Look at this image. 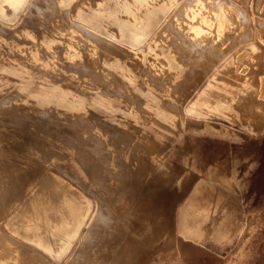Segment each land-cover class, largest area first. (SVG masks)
Here are the masks:
<instances>
[{"label": "rangeland", "instance_id": "obj_1", "mask_svg": "<svg viewBox=\"0 0 264 264\" xmlns=\"http://www.w3.org/2000/svg\"><path fill=\"white\" fill-rule=\"evenodd\" d=\"M17 1L0 0V102L5 103L0 106V264H120L114 244L105 238L106 208L115 215L132 193L137 197L133 204L142 205L143 223L149 217L145 209L158 196L142 199V190L152 186L150 180L163 175L168 190L180 200L198 177L192 166L197 160L220 180L215 193L221 201L211 207L202 236L183 242L162 230L161 237L143 243L134 264H264V130L246 122L250 119L245 114L239 125L249 124V129L226 137L218 136L222 131L213 127V136L207 130L198 133L197 122L177 117V111L200 104L201 94L213 99L205 87L214 89L213 76L227 62L242 54L236 65L249 69L263 54L253 34L210 73L208 68L195 69L190 60L191 52L205 48L209 26L223 36L244 29L229 20L228 10L249 14L255 26L256 0ZM69 24L85 27L112 45L76 32ZM188 41H195L194 51L181 46ZM249 50L257 51L246 62ZM255 67L260 68L255 81L264 82V59ZM235 72L232 77L240 80ZM261 90L264 93V83ZM243 102L245 110L252 109L250 99ZM259 104L264 109V96ZM129 164L140 168L133 181L127 180ZM145 172L147 185L142 184ZM35 188L41 192L36 197L44 195L47 201L31 197L27 202ZM79 191L84 196L89 192L85 197L94 215L104 213L103 219L91 223L99 234L98 263L77 255L64 263L65 258L54 257L40 245H25L28 223L39 225V233L50 230L37 221L38 211L50 213L53 206L52 220L61 221L60 208L68 199L74 202ZM124 209L137 222L134 209L130 214L129 206ZM227 210L232 224L228 233L219 235ZM167 220L173 222V217ZM165 239L168 248L162 244ZM132 243H125L122 256ZM80 252L93 253L90 245Z\"/></svg>", "mask_w": 264, "mask_h": 264}, {"label": "bare ground", "instance_id": "obj_2", "mask_svg": "<svg viewBox=\"0 0 264 264\" xmlns=\"http://www.w3.org/2000/svg\"><path fill=\"white\" fill-rule=\"evenodd\" d=\"M9 1L10 2H8V3H10V4H16L18 2L17 0H9ZM192 2H193V0H188V4H190ZM228 11L230 13L229 14V20L231 22L238 23L239 27L240 26L244 27V29L237 28V29H234L233 32H230V33L226 34L225 36H223V35H221V32H219V33L218 32L217 33L212 32V29L210 26L208 29L206 28L207 29L206 31L208 32L206 34V36H208L210 39L206 42L207 44H206L205 48L199 49L200 51L198 50V53L191 52V55H190V60L192 61L193 67L195 69L198 68V69L203 70V69L208 68L209 73H210L212 70H214L216 68V66L220 60H223L229 54V52L234 50V48L238 45V43L243 42L244 40H251L253 38L254 26H253V24H251L252 23L251 22L252 21L251 16L247 13L236 11L235 8L234 9L232 8ZM237 12L239 15H237ZM69 25L76 32H79V33H82L86 36H89V37L97 40L98 42H104L106 44H111L110 42L106 41L104 38L98 36L96 33L90 31L89 29H86L85 27H82V26L77 25V24H69ZM64 26H65V24H64ZM256 26L258 28L257 29L258 30L257 32L259 35L258 40L260 41V43H262L264 45V43L262 42V38H264V34L260 33L261 31H264V24L259 23V24H256ZM66 27H68V26L66 25ZM57 28H58V25H57ZM59 30H61V29L59 28ZM69 34L71 35V33H69ZM180 36H181V34H180ZM131 37L133 38L134 41H136V37L134 35ZM219 37H221L220 40H219ZM79 38H81V37H79ZM77 39H78V37H77ZM194 43H195V41H188L187 44L184 43V44H181V46L186 47L187 49H189L191 51L192 50L194 51L195 50V48H194L195 44ZM180 55H182V54H180ZM258 58H259V56L255 57V59H258ZM255 59H254L253 65L252 66L250 65L248 70H246V67H242V69H241V67H238L234 61L227 62L226 65L221 69V71H219L218 73H216L213 76V78H215V81L213 83L214 89L208 85L205 87V90L207 92L209 90H210V92H212L211 94L213 96L212 97L213 99L208 101L207 99H205L206 95L201 94L200 95L201 100H199L201 102L200 104L196 105L195 103H192L190 105V107H188V108L185 107L182 113L177 111V117H180V118L183 117L184 119H188V121H190V122H195V123L197 122L196 123V129L199 130V131H197L198 133L204 134V132L206 133V130H207V133L209 135L215 136L214 133L217 132L216 128H219V130H221L222 133H220L218 136H226L227 137L228 134H232V133L236 132L237 130H239L240 128H243V131L250 128L249 124H247L243 127L241 125H239L242 122L243 115L246 114L247 117L250 119L249 121H246V122L249 123L250 121H252L253 125H255L256 123L259 124V127H258L259 131L262 132L261 130H264V128H262L264 125V109L259 104V101H260V98L262 96H264V93L261 90V85L264 82L261 79H258L257 80L258 82L255 81V73H256L255 64L256 63L259 64V60L257 62H255ZM82 63L83 62H81L80 64H82ZM80 66H82V65H80ZM234 69L238 70V72H235V73H237L240 76V80H236V78L232 77V76H234V74H232L233 72L231 73V71H233ZM100 70H102V69H100ZM104 74H105V72H104ZM106 75L108 76V74H106ZM207 75L208 74H204V77H206ZM222 76H224L223 79L221 78ZM216 79H218L219 84L215 83L217 81ZM235 85H236V88L239 87L240 89L234 88L233 86H235ZM203 91L204 90H202V93H203ZM209 97H210V95H209ZM244 99L245 100L250 99V107L252 106L251 110H245L244 105L246 103L243 102ZM3 104H5L3 101L0 102V106ZM95 108L98 111L100 110L98 107H95ZM212 108H213V110H212ZM177 117H175V118H177ZM209 117H214L217 119L211 120V119H208ZM218 118L219 119H225L228 122H230L231 124H235V126L229 125V124L227 126H224L221 122H219ZM213 127H216V128H213ZM130 165L131 164H129L127 166L128 171L130 173V176L127 178V180L129 178H132L131 181H133L135 178H138V176H139L138 171L140 170V168L139 167L133 168ZM192 166H193L194 171L198 175V177L194 181V183L192 184L191 188L187 191L186 194H184V196H182V198L180 200H176L175 196L168 190L169 182L165 183V181H164L165 177L163 175L157 174L156 176H154V179L150 180L152 182V186L146 187V191H144L145 189L142 190V199H144L145 202L147 200L152 201L150 199H155L156 195H158V196L154 201H152L150 203L149 209H147V208L145 209V211L148 212L149 217L146 218L143 223H142V205H140L139 202L136 204H133V202L135 201V199L137 197L132 193L128 196V198H125L124 201L120 204V207L117 209L118 214L115 212V215H114V211L112 212L111 210L106 208L108 224L105 223V225L103 227L105 229H107L109 232L106 233L105 238L107 239V241L110 244H114V251H115L114 254L116 255V261L118 263H120V264H134V262H136V260L138 258V253L142 250V245H144L143 243L149 241V239H151L152 237H156V238L161 237L162 235H160V234H161L162 230H165L164 235H166V236H172L173 235L174 236V237H172L173 240H182V241L183 240H185V241L192 240V241H194L195 239H198L200 236H202L200 234V229L203 225H205L206 221L208 220V216H209V212H210L211 207L213 205L217 206L221 201V197L216 195L217 191L215 193V184L220 180L217 179L218 175L215 172H213L212 169H210L207 165H205L200 160L195 161L192 164ZM214 169H216V168H214ZM147 177H148V174L146 172L144 174H142V184L147 185V183H148ZM47 180H48V177H47ZM132 188L134 189L135 187L132 186ZM136 191H137V188H136ZM120 195H121V192L118 193V197ZM128 199H129V201H128ZM69 200H71V199H69ZM38 201H39V199H38ZM81 202H79V203L81 204ZM86 202H87V200H86ZM118 202L120 203L121 200L118 199ZM83 203H84V199H83ZM74 204H75V202H74ZM11 205H12L11 208H13L14 204L12 203ZM45 205H46V203H45ZM144 205H145V203H144ZM24 206H26V205L24 204ZM127 206H129V214H130L131 207L134 209V215H135V219L137 220V222L133 221V219L127 215V211L124 209V207H127ZM88 207H90V205ZM88 207L87 206L85 207L84 205L81 208L78 207V209H77L78 215H77L76 219L79 223L86 216L85 214L88 211ZM181 207L183 210L180 211ZM44 211L45 210L43 209V210L38 211V212H44ZM180 212H182V213H180ZM44 213L46 215H48L47 211H45ZM152 213L157 214V215L156 216L154 215V217H153ZM45 214H44V216H45ZM120 214L125 217V220H123L121 218ZM172 214H173V216H172ZM179 214L181 215L180 218L178 216ZM131 215H132V213H131ZM230 215H231V212L229 210L225 211L220 224L223 227L226 226V228L221 227L219 229V232H218L219 235H225L226 233H228L229 229L227 227H230V225L232 224V219L230 218ZM95 216L96 215L91 216L90 219H88V223L93 222V220L96 221L95 220L96 218L97 219L100 218V220L103 219L102 216H104V213L101 211L98 214V216H96V217ZM75 217H74V219H75ZM172 217H173V222H170V220H167L168 218H172ZM71 219L73 220V218H71ZM105 219H106V217H105ZM84 220H85V218H84ZM59 222H61V221H59ZM59 222L57 224H59ZM101 222H104V220H102ZM49 223H48V225H49ZM132 224L134 225V228H132V226H131ZM35 227H32V228H35ZM57 227H58V225H57ZM128 228L130 229V233H128ZM141 228L143 229L142 233L139 231ZM81 229H83V228H81ZM84 229L86 230V228H84ZM45 230H47V229H45ZM58 230H59V228H58ZM66 231H65V233H63V232L62 233L67 234L68 232H66ZM60 232H58V235L60 234ZM93 232H94V230H93ZM42 233H44V230L42 231ZM46 233L44 235H46ZM54 233H56V232H53V234ZM128 234H129V236H128ZM64 236L67 237V235H64ZM55 237H56V235H55ZM80 237L82 238V236H80ZM59 238H61V237H59ZM69 238H71V237L69 236ZM27 239H28V237H27ZM44 240H46V239H44ZM130 240H133V243L131 244L129 251L127 250L128 252L124 256H122L121 255L122 247L125 245V243L130 242ZM78 241L79 240H77V242ZM46 242H48V241H46ZM57 242H59V241H57ZM31 243H33V242H31ZM50 244L52 245V243H50ZM162 244H163L164 248H166V247L168 248V246H169V242H167V239H165V241H162ZM176 248H177V246H176ZM50 249H51V247H50ZM74 251H75V248H74ZM175 252L177 253L176 250H175ZM105 259H107V258H100V262H105V261H103Z\"/></svg>", "mask_w": 264, "mask_h": 264}, {"label": "crops", "instance_id": "obj_3", "mask_svg": "<svg viewBox=\"0 0 264 264\" xmlns=\"http://www.w3.org/2000/svg\"><path fill=\"white\" fill-rule=\"evenodd\" d=\"M255 3L257 4V8L255 9L256 13H258V17L256 19V22H255V26H254V34H256V38H257V41H256V44H257V47H262L264 49V45L262 43H260V41L258 40L259 39V35H258V28L256 26V24H259V23H262L264 24V17L261 16V13L264 14V7H260L261 4L264 5V0H256ZM259 41V42H258ZM262 42L264 43V38H262ZM258 50V49H257ZM256 50V51H257ZM255 50H249L247 53H246V62H249L252 61L251 58H253L255 56V53H256ZM253 54V55H252ZM242 54H239V56H237L235 59H233L232 61H234L235 63L237 62V59L238 57H240ZM249 59V60H248ZM254 59V58H253ZM264 59V52L262 55L259 56L258 59H255V60H259V63L261 62V60ZM254 62V61H253ZM249 65V64H248ZM253 65V64H252ZM251 65V66H252ZM242 69V68H241ZM260 68H255L256 72L259 71ZM248 70V69H246ZM259 74L258 73H255V77H258ZM87 191V190H86ZM38 193L40 194L41 192L38 191L37 188L33 189V192L32 193H28L27 194V202H30L31 201V197H33L34 200L36 199H39L40 201L44 202V201H47V197H45L44 195L40 198L36 197L38 195ZM89 192H86L85 196H88ZM46 194V193H45ZM50 196H53V194H48ZM81 196V197H80ZM84 196V193L83 192H78L76 194V197L74 198V202H72L73 200H69L68 199V202H66L65 206L62 207V211L60 212L62 214V220L61 222L59 221H53L51 216L54 215L55 213L53 212V206L50 208L52 209V211L50 213H48V215H46L44 212H38V221L42 222L43 225L46 223L47 226L50 227V230L48 232L47 230V233H49V235H44L46 232L44 231V233H39L38 231V228H39V225H36V224H30L28 223V226H27V236L26 238L28 237L27 239V242H25V245H30V246H35L36 244L37 245H40L42 247L45 248V252L53 255L54 257L58 258V259H61V258H65V262H68V259L70 260L71 258H74L77 257L78 258H85V259H88V261H96V263H98V254H99V246H98V240H99V234H98V230L96 227H92L91 223H88V219L93 216L95 213H94V210L93 209L92 211L89 210L90 207L88 202H86V197ZM45 197V198H44ZM88 198V197H87ZM30 199V200H29ZM83 199H84V203H83ZM29 200V201H28ZM78 200V201H77ZM82 202H81V201ZM35 202V201H34ZM81 202V204L79 203ZM87 204V205H86ZM83 205L86 207H88V211L87 213L85 214L86 216L80 221V223L77 221V209L78 207L81 208L83 207ZM56 207V206H55ZM72 207V208H71ZM61 209V208H60ZM59 213V212H58ZM70 213V214H69ZM45 214V216H44ZM69 216V217H68ZM76 216V217H75ZM35 217V215H34ZM73 218V220L71 218ZM75 217V219H74ZM63 221V222H62ZM74 221V222H73ZM50 222V223H49ZM59 222V224H57ZM83 222V223H82ZM49 223V225H48ZM63 223V224H62ZM45 224V225H46ZM58 227H57V225ZM73 224V225H72ZM31 225V226H30ZM44 225V226H45ZM36 226V227H35ZM32 227H35V228H32ZM56 227V228H55ZM65 227V228H64ZM88 227V228H87ZM58 228L61 232L65 233L68 232L67 234H59L58 235ZM63 228V229H62ZM71 228V229H70ZM83 228V229H81ZM86 228V230L84 229ZM31 229L32 231L34 232L33 236L31 235ZM35 229V230H34ZM70 229V230H69ZM69 230V231H68ZM94 230V232H93ZM53 232H56V233H52ZM80 231V232H79ZM51 232V233H50ZM86 232V233H85ZM46 233V234H47ZM43 234V235H42ZM42 235V236H41ZM56 235V237H55ZM64 235H67V237H65ZM77 235V236H76ZM45 236V237H44ZM47 236V237H46ZM54 238H53V237ZM61 238H59V237ZM69 236L71 238H69ZM82 236V238L80 237ZM84 236V237H83ZM30 237V238H29ZM51 238V239H50ZM59 238V239H58ZM63 238V239H62ZM80 238V239H79ZM38 239V240H37ZM46 239V240H44ZM50 239V240H49ZM56 239V240H55ZM44 240V241H43ZM53 240V241H52ZM77 240H79L77 242ZM48 241V242H46ZM59 241V242H57ZM76 241V242H75ZM33 242V244L31 243ZM45 242V243H44ZM52 243V245L50 243ZM76 243V244H75ZM32 244V245H31ZM35 244V245H34ZM55 245V246H54ZM90 245V250L93 252V253H90V254H87V253H82L80 252V248L81 247H86ZM77 246V247H76ZM51 247V249H50ZM74 248H75V251H74ZM47 250V251H46ZM110 250L113 251V246L110 247ZM109 247H107L106 251L107 253L109 254ZM74 252V253H73ZM72 253V254H71ZM71 256V257H70ZM69 264H81L80 262L76 263L75 261L72 262V263H69Z\"/></svg>", "mask_w": 264, "mask_h": 264}]
</instances>
